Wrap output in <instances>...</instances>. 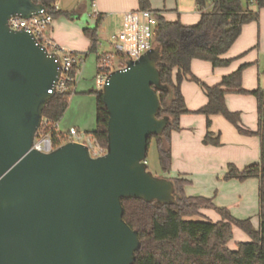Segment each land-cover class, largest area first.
Segmentation results:
<instances>
[{
  "label": "water",
  "instance_id": "1",
  "mask_svg": "<svg viewBox=\"0 0 264 264\" xmlns=\"http://www.w3.org/2000/svg\"><path fill=\"white\" fill-rule=\"evenodd\" d=\"M43 9L33 0H0V264H135L142 244L124 220L123 201H178L172 181L147 164L150 138L169 125L158 117L160 49L111 74L102 92L105 156L94 159L78 143L40 153L32 147L60 63L9 20Z\"/></svg>",
  "mask_w": 264,
  "mask_h": 264
},
{
  "label": "trees",
  "instance_id": "2",
  "mask_svg": "<svg viewBox=\"0 0 264 264\" xmlns=\"http://www.w3.org/2000/svg\"><path fill=\"white\" fill-rule=\"evenodd\" d=\"M42 6L46 12L58 20L62 17L74 19L77 12L57 10V0H33ZM140 10L150 9V0H138ZM207 2L212 3L209 10H204ZM201 11V19L194 26H186L181 21L170 22L163 16L158 17L159 26L156 32V42L160 49L158 69L161 74L162 88L158 90L161 109L159 118H169V125L161 136L150 138L156 140L161 169L168 173L172 167L171 136L179 131L181 117L189 113L181 85L193 77L191 65L194 60L209 62L214 68L227 67L232 60L224 59L230 49L242 34L244 26L257 22L259 12L264 9V0L256 4L258 13L244 9L242 0H197ZM249 4V0H247ZM102 22L98 15L94 29H85L84 34L91 40L89 54L97 55L98 63L102 54L98 47L100 41L97 31ZM88 54V55H89ZM85 55V54H84ZM87 56V55H86ZM81 65H76L72 76L77 77ZM224 77L222 82L214 87L205 86L208 103L198 111L208 118L222 115L234 125L243 135L259 137L261 159L259 164H253L239 170L229 165L224 180H238L245 182L249 179L260 181V226L256 230L250 219L237 220L226 208H218L212 199L205 197H188L186 187L191 181L186 179H171L178 195L177 204L156 205L142 200H124V220L138 231L141 240V250L137 253L135 264H264V90H257L252 94L258 100L259 127L257 132H250L242 128L239 113L231 112L226 105V96L230 93L246 94L242 89V72ZM177 71V74L175 73ZM200 83V82H199ZM76 82L69 84L67 91L54 94L43 111L44 119L48 120L47 131L60 146L59 133L56 125L66 114L72 96L76 93L73 87ZM94 94V91L91 92ZM96 130L92 133L100 144L107 149L109 113L104 105L102 93L96 92ZM204 143L215 147L220 146V138H214L208 133ZM167 179V178H166ZM170 180V179H168ZM215 210L222 220L213 223L208 219L193 220L201 217V210ZM244 231L250 241L238 245L237 250H231L228 244L233 240V227Z\"/></svg>",
  "mask_w": 264,
  "mask_h": 264
},
{
  "label": "crops",
  "instance_id": "3",
  "mask_svg": "<svg viewBox=\"0 0 264 264\" xmlns=\"http://www.w3.org/2000/svg\"><path fill=\"white\" fill-rule=\"evenodd\" d=\"M89 2H91L92 6L90 17L96 19L94 13L101 15L102 22L100 25L107 23L111 19H115V26L119 29L125 13L140 10L138 0H57L55 6L60 11L77 12L76 18H81L86 10L84 6L85 4H89ZM196 7L197 9L200 8L197 2ZM211 7L212 3L209 9ZM197 9L191 14H180L177 12L175 16L169 15L166 9L156 12H159L167 21L171 20V17L177 16L175 21L171 20L170 22L181 21L186 26H194L201 19V13H197ZM150 10H152L151 7ZM263 13L264 9L260 10L259 20L254 22L255 24L244 26L241 36L227 53L228 56L226 57L227 54L223 56L224 59L232 60L229 66L214 68L209 62L200 60L192 62V75L198 80L197 83H200L197 84L190 77L181 85L182 94L189 113L181 117V129L172 133V167L168 173L164 174V178L170 180L182 178L191 181V185L186 187V195L188 197L200 196L212 199L216 206L227 208L232 213H234L232 206L238 204L241 200L240 194L237 193L239 184L235 180L226 181L224 177L228 173L229 165H234L242 171L248 166L260 162V139L257 136L251 137V135L242 136L238 134L230 126L231 123L222 115L211 116V126L208 127V118L199 114L198 111L208 103L204 90L205 86H217L222 82L224 77L232 75L244 67L242 72V89L247 93L228 94L226 96V105L231 112L240 114L241 124H244L243 126L248 130L252 132L258 130H256L259 127L258 100L252 92L264 90V24L261 18L263 17ZM67 24L66 20H54L49 29L50 38L66 49L71 48L76 50L79 47L90 51L92 43L86 36L85 38L88 41L82 39L81 36L73 39V36L65 37L63 35L62 29ZM74 27L81 33L80 27ZM101 28L99 27L97 31L99 41V31ZM250 33H252V36H247ZM175 73L177 74V71ZM247 124H251L250 127ZM80 125L83 128H92L93 126V124ZM70 128H73L72 125H70ZM61 129L62 124L58 123V130L60 132H62ZM208 133H212L214 138H220L221 145L218 147L206 145L204 140ZM225 143H229L230 146H225ZM247 183L253 182L249 181ZM247 183L245 182V185ZM258 186L260 187L259 180ZM246 199V196H244L242 201L246 203ZM240 208H243L242 204ZM242 216H247V214ZM252 223L254 228L258 230L259 227L254 222ZM257 225L260 226V218Z\"/></svg>",
  "mask_w": 264,
  "mask_h": 264
},
{
  "label": "rangeland",
  "instance_id": "4",
  "mask_svg": "<svg viewBox=\"0 0 264 264\" xmlns=\"http://www.w3.org/2000/svg\"><path fill=\"white\" fill-rule=\"evenodd\" d=\"M90 1V0H89ZM196 2L197 0H151L150 6L152 10L155 11H163L166 9L168 11L169 15H177V12L182 13H188L191 14L193 11H196ZM244 9H248L254 12L258 13L259 8L257 5L254 4H248L247 0H242ZM211 6L210 2H207L206 10H209ZM84 8L86 9L83 13V16L81 18H74V19H66L64 17L60 18L59 20H66L68 22L67 26H64L65 28L62 29V33L65 37L73 36V39L77 38V36H81L82 39L87 40L85 38V35L83 33V29H94L97 24V18L94 19L90 17L92 14V6L91 2L89 4H85ZM201 8L197 9V13H201ZM262 23L264 24V13L262 15ZM177 17V16H176ZM176 17H171L170 19L175 21ZM169 20V21H171ZM199 23V21H198ZM255 24V23H251ZM251 24H248L251 26ZM116 20L111 19L107 23L100 25L99 27H102L99 31L100 36V44L98 47L99 53H111L113 56V63L116 68L124 66L127 61L126 59L120 57L114 49L111 47L109 43L110 36L115 32L118 31L119 28L116 26ZM194 25V24H193ZM247 25V26H248ZM78 26L81 29V33L79 30L75 29ZM75 32V33H74ZM48 35L50 36V32H48ZM252 36V33L247 34V36ZM51 37V36H50ZM75 41V40H74ZM88 41V40H87ZM58 44V43H57ZM60 45V44H58ZM82 45V43H81ZM70 51H74L76 53H81L87 55V57L84 59V62L81 64V69L79 72V75L76 80V89L75 94L72 96L69 108L64 115V117L59 122L62 124L61 131L63 133H67L69 130H71L70 125H72L73 128L78 129L81 133H87L92 134L97 127L96 122V110H97V97L96 92L102 93L101 91H98L97 89V67H98V61H97V55L95 53L89 54V51L83 50V48H79L76 50L68 49ZM89 54V55H88ZM228 54L226 55V57ZM83 72H82V71ZM81 73V74H80ZM197 83V82H196ZM199 84V83H197ZM94 91V94H91V92ZM247 104V103H245ZM80 124H93L92 128H83ZM244 124H241L242 128H245V130H248ZM248 125V124H247ZM251 125V124H250ZM248 125V127H250ZM230 126L238 133L239 130L232 124ZM258 128H256L257 130ZM258 131V130H257ZM256 131V132H257ZM252 132V131H250ZM255 132V131H253ZM242 136H245L241 134ZM251 137H256L254 135H251ZM225 146H230L229 143H225ZM260 163V162H259ZM257 163V164H259ZM147 164H148V170L157 178H164L165 173L162 171L159 161V153L157 149V144L155 139H151L148 147V157H147ZM253 165V164H252ZM235 180V179H234ZM231 181V180H230ZM249 181H252L253 183H247ZM238 186L237 193L240 194V201L238 204H235L232 206L234 208V213L230 211L232 216L237 220H248L252 219V222L255 223L257 227H259V213H260V200H259V186H258V180L256 178L245 181L247 184L245 185V182H240L238 180H235ZM257 182V185H256ZM245 186V187H241ZM245 189V190H244ZM244 190V191H243ZM235 191V190H234ZM246 196V203L242 201V199ZM200 197V196H197ZM241 202V203H240ZM214 203V202H213ZM242 204L243 208H240ZM257 204V208H256ZM215 205V204H214ZM216 206V205H215ZM218 207V206H217ZM220 208V207H218ZM227 209V208H226ZM244 214H247V216H242ZM206 217V218H205ZM193 220H202V219H208L209 221L213 223L220 222L222 220V217L212 209H203L201 210V217H193ZM233 234L234 238L233 240L228 244L229 249L231 250H237L238 245L241 243L249 242L251 239L250 237L242 231L237 226L233 227Z\"/></svg>",
  "mask_w": 264,
  "mask_h": 264
},
{
  "label": "built area",
  "instance_id": "5",
  "mask_svg": "<svg viewBox=\"0 0 264 264\" xmlns=\"http://www.w3.org/2000/svg\"><path fill=\"white\" fill-rule=\"evenodd\" d=\"M259 0H249L250 4L256 5ZM95 6V5H94ZM206 10V9H204ZM97 18L98 14L94 13ZM159 12L153 10H136L127 12L123 16L121 27L115 31L109 38V43L116 54L126 59L127 63L116 68L113 63L111 53L102 54V60L98 63L97 73V89L103 92L105 86L110 80L113 72L126 70L129 61H137L143 55L153 50L157 46L156 32L159 26ZM54 19L45 9L41 10L31 19H23L14 17L9 20V27L13 31H26L32 35L38 44L44 47L49 54L55 55L58 58L61 68V75L57 85L49 91V94L63 93L68 90L69 84L76 82L80 70L77 72V77L73 78L72 72L76 65H81L87 57L84 54H79L70 51L57 43H55L48 35L49 29L52 26ZM76 86L73 87V90ZM49 122L43 119L42 125L39 128L32 150L40 153L49 154L59 147L67 143H78L88 148L90 156L94 159L105 156L107 149L104 148L93 134L81 133L78 129L72 128L67 133L58 130L60 146L57 147L51 134L47 131Z\"/></svg>",
  "mask_w": 264,
  "mask_h": 264
}]
</instances>
